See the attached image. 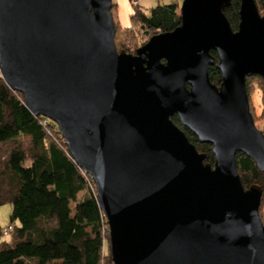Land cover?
<instances>
[{
  "label": "water",
  "instance_id": "95a60500",
  "mask_svg": "<svg viewBox=\"0 0 264 264\" xmlns=\"http://www.w3.org/2000/svg\"><path fill=\"white\" fill-rule=\"evenodd\" d=\"M231 2L183 0L181 24L133 54L117 49L112 0H0L1 77L91 175L112 264H264L263 188L237 166L241 152L264 172L246 84H264V14L241 0L234 30Z\"/></svg>",
  "mask_w": 264,
  "mask_h": 264
},
{
  "label": "trees",
  "instance_id": "16d2710c",
  "mask_svg": "<svg viewBox=\"0 0 264 264\" xmlns=\"http://www.w3.org/2000/svg\"><path fill=\"white\" fill-rule=\"evenodd\" d=\"M112 1L114 14L118 4ZM256 2L264 14V0ZM131 4L132 28L139 27L149 38L181 24L178 2L159 4L150 14L140 4ZM240 7L241 0H232L225 10L234 30L239 27ZM212 53L218 63L217 52ZM216 64L210 67V78L220 85L222 76ZM252 77L263 83L259 75L247 77L249 100ZM172 119L214 163L212 145L201 143L177 115ZM237 166L245 188L262 186V207L264 172L241 152ZM82 192L86 195L79 199ZM7 203L12 205L10 222L14 229L7 235H11L10 240L0 241V264L113 263L110 232L91 175L77 164L58 126L44 116H35L27 108L24 95L10 88L0 74V206ZM2 229L0 224V240Z\"/></svg>",
  "mask_w": 264,
  "mask_h": 264
},
{
  "label": "rangeland",
  "instance_id": "374dc122",
  "mask_svg": "<svg viewBox=\"0 0 264 264\" xmlns=\"http://www.w3.org/2000/svg\"><path fill=\"white\" fill-rule=\"evenodd\" d=\"M118 5L121 6L122 0H115ZM130 2V0H129ZM173 2H178L180 4V8L182 6L183 0H140L141 8L147 13L150 14L151 9L159 4H169ZM127 6V5H126ZM132 7V4H131ZM179 8V11H180ZM119 6L117 11L113 14L115 24H118L117 34H116V46L118 51H126L128 53H135L134 50L138 49L144 43H146L150 38L149 36L143 32L139 27L134 26L132 28V21L130 26L123 27L117 18ZM132 15V14H131ZM133 29V30H132ZM250 85V110L254 116L255 123L257 127L264 131V88L263 83L258 77H252L249 80ZM86 195V192H82L79 194L78 198L82 199ZM12 211V205L10 203L4 204L0 206V224L1 226L7 227L9 225H13L10 222V214ZM261 212L264 219V205L261 207ZM264 221V220H263ZM14 226V225H13ZM14 229V228H13ZM10 236H3L0 241L10 240Z\"/></svg>",
  "mask_w": 264,
  "mask_h": 264
},
{
  "label": "crops",
  "instance_id": "0c3cea01",
  "mask_svg": "<svg viewBox=\"0 0 264 264\" xmlns=\"http://www.w3.org/2000/svg\"><path fill=\"white\" fill-rule=\"evenodd\" d=\"M118 6H119V10H118L117 18L119 23L123 27L130 26L131 14L133 13V7H131V2H129V0H122L121 1L122 8L120 9V5Z\"/></svg>",
  "mask_w": 264,
  "mask_h": 264
},
{
  "label": "built area",
  "instance_id": "2783aa9c",
  "mask_svg": "<svg viewBox=\"0 0 264 264\" xmlns=\"http://www.w3.org/2000/svg\"><path fill=\"white\" fill-rule=\"evenodd\" d=\"M131 2L133 3V4H140V0H131ZM47 118V117H46ZM48 120H50L49 118H47ZM46 122H47V120L46 121H44L43 122V124H46ZM92 178V177H91ZM93 180V179H92ZM96 187V186H95ZM97 190V189H96ZM103 215H104V217L106 218V216H105V214L103 213ZM106 222H107V219H106ZM107 225H108V223H107ZM13 228H14V226L13 225H9V226H7V227H4L3 229H2V231H3V235L4 236H7V235H9V233L13 230ZM108 228H109V225H108Z\"/></svg>",
  "mask_w": 264,
  "mask_h": 264
}]
</instances>
